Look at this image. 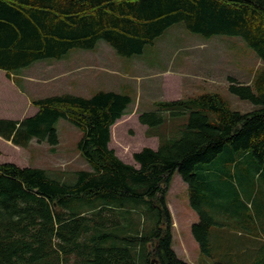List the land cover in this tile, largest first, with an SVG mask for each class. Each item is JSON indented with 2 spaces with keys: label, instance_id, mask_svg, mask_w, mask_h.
Returning a JSON list of instances; mask_svg holds the SVG:
<instances>
[{
  "label": "trees",
  "instance_id": "obj_1",
  "mask_svg": "<svg viewBox=\"0 0 264 264\" xmlns=\"http://www.w3.org/2000/svg\"><path fill=\"white\" fill-rule=\"evenodd\" d=\"M175 24L205 38L238 36L255 52L252 81L228 85L253 108L231 109L212 93L154 102L138 121L158 146L133 153L138 167L109 148L127 95H53L32 100V116L0 119V138L21 148L57 145L55 124L68 121L89 166L62 179L0 163V264H187L172 248L165 200L175 172L198 216L191 233L201 253L212 264H264V0H0V70L9 78L98 41L139 55ZM220 228L237 231L236 241L223 243Z\"/></svg>",
  "mask_w": 264,
  "mask_h": 264
},
{
  "label": "rangeland",
  "instance_id": "obj_2",
  "mask_svg": "<svg viewBox=\"0 0 264 264\" xmlns=\"http://www.w3.org/2000/svg\"><path fill=\"white\" fill-rule=\"evenodd\" d=\"M260 66L255 52L238 36L205 38L175 24L139 55L119 56L105 42L98 41L92 50L72 49L60 59L37 61L9 78L0 70V118L22 120L32 116L36 112L32 100L53 95L69 93L87 98L99 91L127 95L132 104L110 128L109 148L124 163L138 167L133 153L158 146L157 137L146 136V126L139 123L140 112L149 111L159 100L205 93L219 95L231 109L250 111V103L228 92L229 78L249 83ZM55 129L58 143L53 147L46 141L33 140L27 148H21L0 139V163L41 168L62 179L72 172L89 170L76 150L81 132L64 119L57 121ZM165 200L177 257L187 264H212L213 259L201 253L191 233L198 216L190 206L187 185L176 172ZM228 223L234 224L230 219ZM221 230L218 238L223 243L236 241L237 231Z\"/></svg>",
  "mask_w": 264,
  "mask_h": 264
},
{
  "label": "crops",
  "instance_id": "obj_3",
  "mask_svg": "<svg viewBox=\"0 0 264 264\" xmlns=\"http://www.w3.org/2000/svg\"><path fill=\"white\" fill-rule=\"evenodd\" d=\"M3 72V71H2ZM4 74H5V72H3ZM6 76V75H5ZM8 78V77H7ZM176 83H178V82H176ZM177 86H180V84L178 85L177 84ZM169 101V100H168ZM170 101H172V100H170ZM36 109V108H35ZM36 111H37V109H36ZM36 113V112H35ZM0 119H8V120H13V119H11V118H9V117H3V118H0ZM16 121H20V120H16ZM1 140H3L2 138H0ZM5 141V140H4ZM6 143H9V141H5Z\"/></svg>",
  "mask_w": 264,
  "mask_h": 264
}]
</instances>
